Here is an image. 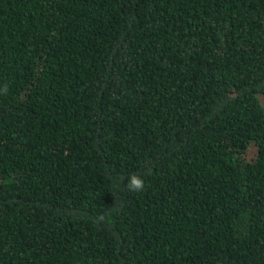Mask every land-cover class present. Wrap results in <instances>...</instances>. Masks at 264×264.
I'll list each match as a JSON object with an SVG mask.
<instances>
[{
  "label": "trees",
  "instance_id": "trees-1",
  "mask_svg": "<svg viewBox=\"0 0 264 264\" xmlns=\"http://www.w3.org/2000/svg\"><path fill=\"white\" fill-rule=\"evenodd\" d=\"M263 95L264 0H0V264H264Z\"/></svg>",
  "mask_w": 264,
  "mask_h": 264
},
{
  "label": "clouds",
  "instance_id": "clouds-1",
  "mask_svg": "<svg viewBox=\"0 0 264 264\" xmlns=\"http://www.w3.org/2000/svg\"><path fill=\"white\" fill-rule=\"evenodd\" d=\"M144 188H145L144 180L141 179L139 176H137L136 174H132L129 177L128 189L130 191L141 192L144 190ZM99 219L102 221L104 217H99Z\"/></svg>",
  "mask_w": 264,
  "mask_h": 264
},
{
  "label": "rangeland",
  "instance_id": "rangeland-1",
  "mask_svg": "<svg viewBox=\"0 0 264 264\" xmlns=\"http://www.w3.org/2000/svg\"><path fill=\"white\" fill-rule=\"evenodd\" d=\"M261 99H262V103L264 104V95L261 97Z\"/></svg>",
  "mask_w": 264,
  "mask_h": 264
}]
</instances>
